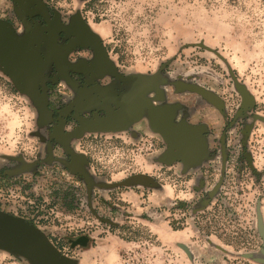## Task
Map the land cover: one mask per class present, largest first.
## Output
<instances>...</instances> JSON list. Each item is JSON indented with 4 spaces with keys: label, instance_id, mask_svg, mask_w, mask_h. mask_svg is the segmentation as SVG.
I'll list each match as a JSON object with an SVG mask.
<instances>
[{
    "label": "rangeland",
    "instance_id": "374dc122",
    "mask_svg": "<svg viewBox=\"0 0 264 264\" xmlns=\"http://www.w3.org/2000/svg\"><path fill=\"white\" fill-rule=\"evenodd\" d=\"M48 1L81 11L121 73L209 135L185 164L167 162L147 118L87 133L73 145L89 158L88 186L43 159L36 106L0 70V164L20 166L0 184V210L75 264H264V0ZM0 264L31 263L0 249Z\"/></svg>",
    "mask_w": 264,
    "mask_h": 264
},
{
    "label": "flooded vegetation",
    "instance_id": "af4514ba",
    "mask_svg": "<svg viewBox=\"0 0 264 264\" xmlns=\"http://www.w3.org/2000/svg\"><path fill=\"white\" fill-rule=\"evenodd\" d=\"M64 14L48 0H0V70L11 87L26 94L36 106L37 124L47 135L43 159L89 186L96 180L89 174V158L73 142L87 133L112 131L93 130L88 123L121 113L123 128L147 118L149 128L154 130L151 108L163 106L170 109L173 124L202 130L201 144L192 143L189 149L204 151L209 135L205 124L179 117L180 106L163 103L156 86L121 73L81 11ZM83 124L85 128L78 131ZM164 143L166 151L169 143ZM202 154L192 153L179 161L192 163ZM3 158L6 162L0 164V184H8L19 177V158Z\"/></svg>",
    "mask_w": 264,
    "mask_h": 264
},
{
    "label": "water",
    "instance_id": "95a60500",
    "mask_svg": "<svg viewBox=\"0 0 264 264\" xmlns=\"http://www.w3.org/2000/svg\"><path fill=\"white\" fill-rule=\"evenodd\" d=\"M85 26L88 28L87 25ZM88 30L91 31L90 28ZM93 35L98 38L95 33ZM151 110V121L156 126L154 131L169 143V148L164 153L168 163L184 159L192 153L203 152L200 150L195 153L194 150L189 149V145L192 143L201 144L202 130L200 128L192 129L184 123L173 124L168 106L151 108ZM122 118L123 114L116 113L90 121L88 125L93 130H123L125 128H123ZM138 118L140 116H136V119ZM84 128L85 124L78 131ZM161 157L163 158V155ZM140 178L143 176L135 175L131 179L138 180ZM0 249L19 254L31 264H71L74 262L62 255L38 226L23 217L2 210H0Z\"/></svg>",
    "mask_w": 264,
    "mask_h": 264
}]
</instances>
